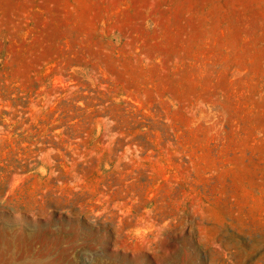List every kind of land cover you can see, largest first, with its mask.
I'll list each match as a JSON object with an SVG mask.
<instances>
[{
  "label": "rangeland",
  "instance_id": "374dc122",
  "mask_svg": "<svg viewBox=\"0 0 264 264\" xmlns=\"http://www.w3.org/2000/svg\"><path fill=\"white\" fill-rule=\"evenodd\" d=\"M0 264H264V0H0Z\"/></svg>",
  "mask_w": 264,
  "mask_h": 264
}]
</instances>
